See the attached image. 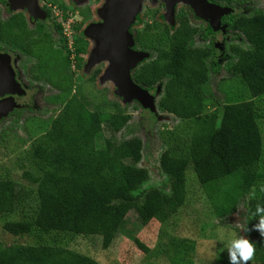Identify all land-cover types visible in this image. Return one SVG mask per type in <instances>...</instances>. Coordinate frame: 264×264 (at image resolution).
Listing matches in <instances>:
<instances>
[{
  "label": "trees",
  "instance_id": "16d2710c",
  "mask_svg": "<svg viewBox=\"0 0 264 264\" xmlns=\"http://www.w3.org/2000/svg\"><path fill=\"white\" fill-rule=\"evenodd\" d=\"M215 1L233 5V0ZM178 20L174 30L158 25L161 31L156 33L165 35L169 49L132 74L146 90L162 85L159 109L181 123L173 131L177 144L168 145L161 157L162 169L176 183L174 190L166 193L153 188L142 197L137 195L149 180L148 170L138 166L144 142L134 137L117 143L113 138L129 124L131 115L115 105L114 112L104 105L90 109L89 102L72 95L53 120L50 134L33 140L25 151L32 167L22 174L28 186L0 178L4 229L36 240L32 245H0V264H100L70 248L44 243V238L53 233L99 236L106 250L131 211L143 226L154 220L165 224L186 203L182 182L189 167L218 219L236 213L243 201L246 205L250 201L251 215L258 204L264 205V11L232 13L223 20L228 33L241 36V43L231 39L227 44L232 60L225 70L240 78L247 89L236 100L225 98L218 104L214 103L212 74L222 67L210 64L214 48L196 47L200 30L183 14ZM29 44L38 60L39 78L61 92H71L74 76L68 53L55 50L51 36L32 37ZM99 74L96 71L91 80ZM210 104H214L213 111H208ZM250 218L258 223L259 217ZM165 238L163 254L170 264H195V241L172 235ZM134 242L149 252L139 238ZM254 260L264 264V245L256 248Z\"/></svg>",
  "mask_w": 264,
  "mask_h": 264
},
{
  "label": "rangeland",
  "instance_id": "374dc122",
  "mask_svg": "<svg viewBox=\"0 0 264 264\" xmlns=\"http://www.w3.org/2000/svg\"><path fill=\"white\" fill-rule=\"evenodd\" d=\"M4 5L8 9L4 11H16L11 10L7 3ZM233 5L237 14L249 15L256 9L264 11V0H234ZM67 7L66 11L54 9L52 17L55 19V24L57 20L62 24L64 37L69 30H73V35L78 33L83 39L77 43L76 50L80 49L84 53L81 56L77 53L79 57L77 62L72 59L73 90L69 93L61 92L47 81L40 79L37 61L29 60L26 54L17 55L13 59V68L27 95L21 98L13 95L12 98L8 97L0 102V178L15 180L23 186H28L22 178L23 171L32 170L31 164L26 161V149L33 140L51 131L52 122L61 114L66 100L72 95H77L83 102L90 103V109H94L96 105H104L105 109L108 108L110 112H114L115 105L131 115L129 124L113 138L117 143L134 137H139L144 142L145 151L138 166L148 170L149 180L135 193L142 197L141 194L153 188L171 193L176 183L162 169L161 157L168 145L177 144L174 142L173 131H176L177 127L179 129L181 123L159 109L158 102L163 93V86H157L152 95L143 99L131 95L127 100L124 93L120 92L119 86L106 76L109 61H99L88 66L98 47L97 38L93 39L94 36L89 29L96 28L104 22L103 12L107 5L95 2L89 6L77 4ZM175 7L174 15H188L187 17L202 30L195 45L197 47L214 46V59L210 64L217 62L222 67L219 73L212 75L214 103H223L225 98H230L231 101L236 100V96L247 88L240 78L232 77L225 70L226 64L232 60V57L226 53L228 42L224 34L217 31L209 32L208 20L198 15L195 12L196 8L190 3L178 1ZM168 14L165 2L140 0L138 19L131 27L133 31L131 35L137 32L138 36L133 39L129 48L132 53L145 54L147 58L144 62L151 60L159 52L169 49L170 45L165 35L156 33L161 31L158 30V25H168L171 30L177 27V23H169L166 18ZM81 22L84 23L83 27L77 25ZM87 26L86 33L84 31ZM148 27H152L149 33ZM54 35L58 40L63 37L58 33ZM205 36L207 40L203 38ZM229 38L234 39L233 42L241 43V36L237 34H231ZM98 70L100 74L92 81L94 73ZM209 107L208 111H213L214 104L212 106L210 104ZM102 128L105 135L111 137L106 127L100 125V129ZM182 184L187 192L186 203L174 217L165 224L154 220L148 226H143L137 213L131 211L109 249L105 250L102 247V239L99 236L53 233L45 237L43 242L70 248L95 259L100 264H170L169 259L163 254L162 243L166 241L165 237L170 235L188 238L197 243L195 264H229L228 246L232 239L240 236L253 241L255 248L264 245V238L259 232L245 231L246 228H252V225L256 224L250 218L253 216L250 213L249 200H247L248 205L246 201H243L236 213L220 220L213 213L206 194L191 167L187 170L186 179ZM3 224L4 219L0 215V245L36 243L32 236H15L7 232ZM135 238H139L148 247L149 252L140 249L134 242ZM248 264L259 263L253 258Z\"/></svg>",
  "mask_w": 264,
  "mask_h": 264
},
{
  "label": "flooded vegetation",
  "instance_id": "af4514ba",
  "mask_svg": "<svg viewBox=\"0 0 264 264\" xmlns=\"http://www.w3.org/2000/svg\"><path fill=\"white\" fill-rule=\"evenodd\" d=\"M112 1L113 0H3V1L0 0V10H1V13H0V53L8 55L10 57V64H11L13 70H14L13 59H15L17 57V55L21 56L22 54H26L27 55L26 57H28L29 60H31V59L36 60L37 64H38V60L31 55L29 43L32 42V37L41 38V40H42L43 38L46 39L48 36H51V40L54 43V45H53L54 49L55 50L57 49V50L63 51V52L66 51L68 53V57H69L70 61L72 62V59H74L75 62H77L79 60L77 53H78V50H80V49L76 50L77 43L83 39L80 36V34H78V33H76V35L72 34L71 37H68L67 34H64L66 37L65 38L63 36V32H64L62 29L63 26L60 23V21L57 20V23L55 24V19L52 17L53 10L54 9H60V10L66 11L68 8L67 6H70V5L76 6L77 4H84V5L89 6L95 2H97L98 4H101V5H103V4L109 5ZM152 1H157V0H152ZM158 1L159 2H165L166 6L169 8V0H158ZM180 1H183V3H185V4H187V3L191 4V2H189L187 0H180ZM207 2L210 4L216 5V6H221L223 8L231 9V13L223 15L220 18V28H224L222 26L224 18L229 14L236 13L234 5L229 7L226 5V3H224V2L218 3V1L216 2L215 0H207ZM5 3H7L9 5V8L11 10L15 9L16 11H13V12L4 11V10H8L5 8V6H6V5H4ZM194 3H195V1H194ZM233 3H234V0H233ZM19 10H23L25 12L19 11ZM195 10H196L195 12L198 15H200L199 12L197 11V9H195ZM256 10H259V9H256ZM168 11H169V9H168ZM174 11L176 12V7H174ZM183 16L187 17L188 15L184 14ZM205 16H207V15H205ZM205 16H204V18H206ZM90 17L92 18L93 15L91 14ZM166 18L168 19L170 24L177 23V27L179 26V20H178L177 14H175L172 17L166 15ZM137 19H138V15L136 17V21H137ZM206 19L208 20L209 25H210L209 26V32H216L215 27H213V25L211 23V20L208 17ZM189 20L194 27H196L198 30H200L199 35H201L202 30L200 29V27L196 26L190 18H189ZM83 24L84 23L81 22V23H78L77 25L80 27H83ZM85 28H86V30L84 32L87 33L88 26ZM150 28H152V27H148V29H147L148 33L151 31ZM3 32L6 34V36H8L10 38L9 39L5 38L4 37L5 35H3ZM89 32H90V29H89ZM129 32H130V34H131V32H133V31H131V28H130ZM217 32L224 34L227 42H229L231 40V38H229V35H231V34L227 33L226 28L224 30L219 29V30H217ZM56 33L60 34L63 37L60 38L59 40L55 39L54 34H56ZM142 33H143V29H142ZM199 35H197L195 38V44L197 41V37ZM93 36H95V35H93ZM137 36H138L137 32L135 35L132 33L133 39L136 38ZM203 38L205 40H207L206 36ZM93 39H95V37H93ZM39 41H40V39H39ZM42 42L43 41H41L40 43H42ZM24 43H26V44H24ZM207 47H211V46H207ZM212 47L214 48V46H212ZM83 53H84V51L81 52L80 56ZM214 54H215V52H214ZM146 58L147 57L145 56V58L143 60H141L131 70L132 72H130L132 82H134L138 86H140V85L133 79L132 74L140 65L145 63L144 60H146ZM97 62H99V61L96 60L95 58H93L89 62L88 66H90L91 64H96ZM146 62H148V61H146ZM214 64H216L218 67H220L217 64V62L216 63L214 62ZM110 65L111 64H109V68H110ZM220 71H221V68H220ZM14 73H15V78H16L17 82L21 84L25 93L23 95H18V94L0 95V100H1L0 102H3V100L8 98V97L12 98L13 95H17L19 98L25 97L27 95V91L25 90L22 83L19 81V77H18L17 73L15 72V70H14ZM217 73H219V71H217ZM159 85L160 84L156 85L151 90H146V89L142 88L141 86L140 87L143 90H145L148 93V95H150V94L152 95V93L156 90V87ZM124 96L127 97L125 94H124ZM128 99L129 98L127 97V100ZM160 99H161V97H160ZM160 99H159V101H160ZM12 101H13V99H12ZM158 105H159V102H158ZM163 113L167 114L165 112H163Z\"/></svg>",
  "mask_w": 264,
  "mask_h": 264
},
{
  "label": "water",
  "instance_id": "95a60500",
  "mask_svg": "<svg viewBox=\"0 0 264 264\" xmlns=\"http://www.w3.org/2000/svg\"><path fill=\"white\" fill-rule=\"evenodd\" d=\"M178 1L180 0H169L168 16H174V7ZM187 1L196 7L201 16L207 15L205 17L211 20L216 31L225 29V27L220 28V18L231 13V9L210 4L207 0ZM139 11L140 0H113L103 12L104 22L90 29V33L98 40L94 58L98 61H110L111 65L106 76L111 78L119 86L120 92L127 97L136 95L139 99H143L149 96L148 93L132 82L130 75L131 70L146 56L132 53L129 48L133 42L129 30L136 21ZM24 93L21 84L15 78L10 57L0 53V95Z\"/></svg>",
  "mask_w": 264,
  "mask_h": 264
},
{
  "label": "clouds",
  "instance_id": "9594fccd",
  "mask_svg": "<svg viewBox=\"0 0 264 264\" xmlns=\"http://www.w3.org/2000/svg\"><path fill=\"white\" fill-rule=\"evenodd\" d=\"M252 216L259 217L258 223L252 225V228H246L245 231H257L264 238V205L258 204ZM255 252L256 248L253 241L243 236L234 238L228 246L229 264H248L249 261L253 260Z\"/></svg>",
  "mask_w": 264,
  "mask_h": 264
},
{
  "label": "built area",
  "instance_id": "2783aa9c",
  "mask_svg": "<svg viewBox=\"0 0 264 264\" xmlns=\"http://www.w3.org/2000/svg\"><path fill=\"white\" fill-rule=\"evenodd\" d=\"M66 26V25H65ZM73 34V32L71 30H69V33H67L68 37H71V35Z\"/></svg>",
  "mask_w": 264,
  "mask_h": 264
},
{
  "label": "bare ground",
  "instance_id": "6f19581e",
  "mask_svg": "<svg viewBox=\"0 0 264 264\" xmlns=\"http://www.w3.org/2000/svg\"><path fill=\"white\" fill-rule=\"evenodd\" d=\"M129 10L131 11V6H130V9Z\"/></svg>",
  "mask_w": 264,
  "mask_h": 264
}]
</instances>
